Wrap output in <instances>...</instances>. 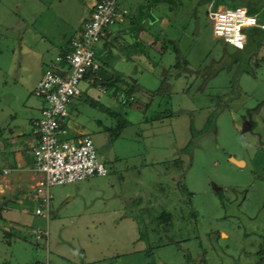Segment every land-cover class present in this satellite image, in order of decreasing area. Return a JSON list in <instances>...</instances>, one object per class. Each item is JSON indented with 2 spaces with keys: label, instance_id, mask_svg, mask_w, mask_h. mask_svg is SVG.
I'll list each match as a JSON object with an SVG mask.
<instances>
[{
  "label": "rangeland",
  "instance_id": "1",
  "mask_svg": "<svg viewBox=\"0 0 264 264\" xmlns=\"http://www.w3.org/2000/svg\"><path fill=\"white\" fill-rule=\"evenodd\" d=\"M60 1L67 10L72 6L70 17L60 15L55 0H0V95L21 88L6 73L10 62L20 55L23 63L57 41L67 25L77 27L86 0ZM211 1L116 0L118 10L126 11L125 22L118 16L107 30L119 40L112 38L110 51H101L95 61L110 70L103 62L114 58L118 46L127 54L118 66L131 77L96 83L103 92L81 82L82 92L68 108L69 119L87 131L107 172L83 182L81 193L92 200L88 207L81 198L80 206L60 199L52 207L49 188L46 246L30 227L16 230L0 220V264H199L204 256L207 264H217L223 258L207 244L218 230L231 239L229 250H240L242 228L234 231L237 223L219 206L234 200L236 187L244 196L241 209L259 198L258 188L249 186L248 166L240 169L228 155L245 160L264 155V143L244 128L256 123L248 113L264 118V50H237L214 38L207 18ZM45 6L51 10L46 27L38 13ZM37 24L48 32L43 41L34 37ZM140 31L150 35V43L137 39ZM101 43L94 48L101 49ZM17 67L12 79L22 73ZM259 188L264 190V182ZM32 225L41 229L45 221L38 218ZM258 259L264 264V253Z\"/></svg>",
  "mask_w": 264,
  "mask_h": 264
},
{
  "label": "built area",
  "instance_id": "2",
  "mask_svg": "<svg viewBox=\"0 0 264 264\" xmlns=\"http://www.w3.org/2000/svg\"><path fill=\"white\" fill-rule=\"evenodd\" d=\"M117 16L116 0H91L90 13L69 38L67 50L44 67L34 88V94L43 100V106L32 122L37 136L32 149V170L38 174L33 185L36 198L33 213L44 219L45 225L41 229H32V233L35 239L44 238L45 246L49 188L104 176L107 172L88 135L76 139H68L65 135L69 128L68 105L73 97L80 95L79 85L84 76L98 68L95 44ZM207 18L211 22L212 36L236 49H241L245 43L246 28L264 29L257 16L247 14L242 6L212 8L209 4ZM1 172L7 173V169Z\"/></svg>",
  "mask_w": 264,
  "mask_h": 264
},
{
  "label": "crops",
  "instance_id": "3",
  "mask_svg": "<svg viewBox=\"0 0 264 264\" xmlns=\"http://www.w3.org/2000/svg\"><path fill=\"white\" fill-rule=\"evenodd\" d=\"M61 2L62 1L60 0H55L56 7L59 5L58 8L63 10V12H59L60 15L70 17L69 12L73 10L72 6L67 10L66 7L63 8ZM67 4H73V0H67ZM90 4L91 0H86L84 6L79 7V11L76 16L78 25L75 29H73L72 26L67 25L63 34L62 32L58 33L57 41L53 39L54 41H50L48 45H42L36 51L32 50L33 54L31 53L32 55L27 57L28 60H24L23 63H21V59L24 56L19 58L20 55H18V62L13 60L9 63V66L6 69V73H8V76L11 77L10 81L15 82L17 78L21 88H18V94L13 93L12 90H10L0 95V220L4 222L7 221L9 224L12 223V227L16 230H19L21 227L22 229L30 227V230L32 231L33 221L40 218L33 213L36 206L33 185L38 177V174L34 173L32 170V149L36 145L37 140V136L33 132L32 122L38 117L39 111L43 106V100L36 96L33 93V90L40 78L42 66L44 65L45 67L48 63H51L55 57L61 55L67 50L69 38L79 30L82 22L89 15ZM17 7H19L18 4ZM84 8L87 11L86 14H83ZM50 11L51 10H49V7L47 6L38 11L40 15V23H45V27L46 20L50 19L48 17L50 15ZM118 12V21L125 22V9L119 8ZM160 21H163V19L160 18ZM126 28L127 26L124 30ZM138 33V40L143 38L146 39L147 43H150V35L147 32L140 31ZM46 35H48L47 30L37 24V30L35 31L34 37L43 41ZM116 35L109 29L105 32L104 36L100 39L102 42V48L100 49L99 47H96L95 49L96 58L101 51L102 54H104L105 51H110L112 46V44H110V40L112 38L116 41L119 40ZM22 37L23 35L19 36V41ZM23 47L30 48L27 45H23ZM19 49V51H21V48ZM121 49L122 48H118V46L115 47L113 50V53L115 52L114 58L108 57L107 60L103 62V65L105 64L110 70H104L100 67L101 63H98L100 64V66L98 65V68H100L102 72L104 71L103 73H105V75L114 77L115 80L121 78L122 76L131 77L129 72H124L121 66H118L119 62L123 61L124 56L127 57V54ZM27 52L29 51L25 50V53ZM32 56L33 58L30 59ZM14 65L18 66L17 70L22 68V73L17 72L15 78L12 79L14 73L16 72L14 70ZM95 81L96 80H94L91 76H86V78L84 77L81 82L83 85H88L93 84ZM96 85L98 90L102 92L104 91L99 84ZM80 90L82 92V88H80ZM32 93L36 98L33 97ZM116 95L117 94L115 93L114 99L117 98ZM71 102L69 103L68 108L72 105ZM90 104H94V102L92 101ZM119 105L120 104H116V108L119 109ZM68 120L69 128L67 133L70 138L76 139L83 134L88 135L87 131L79 122L69 119V112ZM228 160L233 162L231 158ZM2 169H7V173H2ZM85 181H89V178L75 183L52 186V207H56L55 205L60 199H66L65 201L70 202L76 200V204L78 203L80 206L81 203L79 198H81L83 206L88 207L87 204L92 200L91 198L86 197L84 191L81 193V188L87 185L86 183H83ZM73 187H75V189L72 192ZM78 205L76 206L79 207ZM130 217L132 216L130 215ZM4 234L5 236L8 235V233Z\"/></svg>",
  "mask_w": 264,
  "mask_h": 264
},
{
  "label": "flooded vegetation",
  "instance_id": "4",
  "mask_svg": "<svg viewBox=\"0 0 264 264\" xmlns=\"http://www.w3.org/2000/svg\"><path fill=\"white\" fill-rule=\"evenodd\" d=\"M258 115L262 116L263 114L248 113L247 116H251V119L253 118L256 123L254 124L252 122V125L247 124L244 128L250 135L253 134L258 140L257 143L260 144V142L264 143V118L257 119L256 117ZM229 158L240 161L239 164L232 162L240 169L245 168L246 165L248 166V174L251 179H253V181L249 183V186H251L253 191H256L255 189L258 188L259 191L257 192L259 193V198L255 199V201L250 199L247 204L243 205L244 208L241 209L240 204L244 196L240 193V188L236 187L232 189L234 200L229 202V200L224 199L219 207L228 220H234L235 223H237L233 227L234 231L237 232L238 226L242 228V232L239 235L241 241L239 246L240 250L237 249L238 247L234 250L230 247L229 250V241L231 239L229 240L227 233L222 230L211 233V236L208 238L207 247L216 258H223V260L219 263L217 262V264H239L242 263V261L244 264H262V262H259L258 257L264 253V199L262 201L260 199L261 196H264V190L259 188V186L264 182V155L260 156L258 159L248 158V160L235 159L233 156L228 155V159ZM255 182L258 183L257 187H253ZM244 209L248 210L244 211ZM222 234L224 236H222ZM231 236L233 237L234 233H232ZM231 243V245H234L232 241ZM199 244L203 246L201 240ZM202 251L206 254L203 248ZM198 260L199 264H207L205 256L201 259L198 258Z\"/></svg>",
  "mask_w": 264,
  "mask_h": 264
},
{
  "label": "trees",
  "instance_id": "5",
  "mask_svg": "<svg viewBox=\"0 0 264 264\" xmlns=\"http://www.w3.org/2000/svg\"><path fill=\"white\" fill-rule=\"evenodd\" d=\"M211 3L213 8L217 7L218 5H224L225 7L242 6L245 8L247 14L257 16L258 21L264 24V18L260 16V12L264 6V0H212ZM244 32L246 35L245 43L241 49L237 50H251L252 53L257 51L258 48H263L264 50V29L259 27H248ZM86 76H91L94 80H96L95 82L99 83L100 85H103L104 83L106 84V82H109L110 84L115 82L114 77H106L100 68H97L91 73H87L84 77L86 78ZM95 82L93 84H96ZM126 92L130 94L129 89H126ZM125 123L126 121H124L123 124L117 125L114 135L118 134L120 128L123 127ZM142 235L143 234L140 233L139 230V237H142Z\"/></svg>",
  "mask_w": 264,
  "mask_h": 264
},
{
  "label": "water",
  "instance_id": "6",
  "mask_svg": "<svg viewBox=\"0 0 264 264\" xmlns=\"http://www.w3.org/2000/svg\"><path fill=\"white\" fill-rule=\"evenodd\" d=\"M196 24H197V21H194L195 29H196V27H197ZM222 44H223V42H222ZM232 161L235 162V163H238V164L240 163V161H236V160H234V159H232Z\"/></svg>",
  "mask_w": 264,
  "mask_h": 264
}]
</instances>
